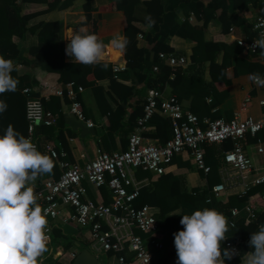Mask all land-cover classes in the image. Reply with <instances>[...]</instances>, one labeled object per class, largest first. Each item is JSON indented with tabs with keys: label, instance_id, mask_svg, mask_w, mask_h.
Masks as SVG:
<instances>
[{
	"label": "crops",
	"instance_id": "1",
	"mask_svg": "<svg viewBox=\"0 0 264 264\" xmlns=\"http://www.w3.org/2000/svg\"><path fill=\"white\" fill-rule=\"evenodd\" d=\"M118 1L119 0H89L90 7L87 12H85L82 7L84 0H71L62 8H53L46 11L43 10L45 7L44 3L34 2L25 4L29 9L39 10L40 12L27 21L26 28L28 30L25 32L22 40L16 37L12 38L14 42L19 44L18 55L20 60L16 58L11 59L16 69L12 72V76L17 79L19 83L16 91L6 92L0 95V100L5 101L8 105L7 110L0 114V116L4 115L7 120L8 118L10 120L5 126H2L0 136L5 133L9 125H12L11 119L15 113L21 112L22 109L24 112L25 96L21 92V89L27 87L30 89V95L40 97L43 107L54 115L55 123L51 125H38L37 131L38 127L43 126V129L40 131V134H37L40 138L52 143L55 151L59 155L62 154V157L59 156V158L81 164L91 159L95 155L96 149L111 151L123 150L125 148L129 133L125 137L122 136V134H124L122 132L113 134L111 137L106 136L104 139L101 136L105 132L104 125L106 123L107 110L113 111L116 107L122 108L124 110L123 123H125L135 106V101L144 100L146 91L149 89V87L145 86L144 81L139 79V75H153L156 71H153L151 67L157 64L152 63L151 66L137 73L135 72L136 70L129 69L125 66L124 53L121 54L115 49L106 50V55L102 62V65H106V67L102 66L100 68H96L97 65L85 66L82 64H75L72 62L73 58L68 57L65 53V48L69 42L67 39L70 38V34L78 32L81 28H87L90 34L94 33L98 35L105 44L114 36L118 34L123 35L125 19L122 10L116 5ZM135 1L136 2H134L131 8V15L133 17L131 24L139 30L134 36L135 45L150 50L152 43H148L142 37V34L150 31L152 27L148 26V21L146 20V7L151 11H154L156 7L160 8L162 11V24L159 26L160 30L167 33L166 44L171 49V52L185 58V65L176 68L185 71L186 74H193L196 68L195 64L190 61L191 49L195 45V42L190 40L186 32L182 29L181 23L183 21L200 28L204 41H212L220 43V45H226L229 43L236 44L234 38L237 37L242 36L246 40L253 38L255 33L249 28L256 16L260 15L264 17V0H257L255 5L248 3L244 11L238 12L239 21L230 25L232 26V31H230V33L227 31L228 28L226 32H222L219 25L213 19L205 21L202 16H195L190 6L181 0ZM200 1L206 4L209 0ZM12 3L16 4V0H12ZM57 3L60 4L61 0ZM216 13L217 11L213 13L214 16ZM243 27H247L249 31L253 33L250 39L244 36ZM240 48L241 51L238 57L246 59L251 64L255 63L261 65L257 55L245 52L242 47ZM116 52L120 54L117 55L115 54ZM151 54L150 52V55ZM222 55L223 49H219L215 53L214 61L217 64L221 62ZM113 56H116V59H113ZM233 59V57H230L228 66L224 69V75L214 82H210L208 62L205 61L203 63L201 68V78L203 82L206 84L211 83L217 92H224L223 97L219 94L215 95V98H221V100L215 104L214 97H204L205 104L209 106L208 115L204 117L230 119L235 111H238L241 118L247 116L258 117L261 112H264V104L260 105L258 103L259 101H263L264 103V85L252 83L249 76L252 72H244L236 76L233 75ZM162 64L165 65L163 62ZM113 65H118L122 68L113 74L111 71ZM256 73L264 77L263 71ZM172 76L173 73H170L168 77L172 78ZM109 79L129 88L133 95L127 97L125 100L116 98L110 90ZM76 80H85L87 82L84 86H81ZM66 82H72L74 86L79 85L82 87L81 92L77 94L76 98L80 103L84 119L92 123L91 127L85 126L83 121H79L67 114V98L54 93L56 89L61 88ZM93 87H99L101 89V93L98 94V102L94 98L92 92ZM160 92L162 97L173 95L171 94L169 86L166 84ZM245 95H247L249 99L245 107L239 109L240 103ZM21 100L23 102H21ZM179 103L184 109L189 110V100L181 99ZM148 127L149 131H153L154 124L150 122ZM119 128L118 131L125 130L124 126H120ZM47 133H49L48 136H46ZM223 145L224 143L221 142L204 147L205 163L209 166L210 170L211 167L214 169V174L213 177L211 176V179L215 182L212 185L221 182L218 169L223 166L221 153L226 150L223 148ZM231 146L227 149H230ZM258 146L262 149L260 152L257 151ZM243 148L252 166L256 169L245 179L247 184L242 186L238 177L233 172H230L229 175L234 183L232 187L226 188L224 193H220L217 196L211 193H209V195L207 194L208 196L211 195L215 201L222 205L232 196L245 195L243 201L222 209L221 213H225L227 220L230 218V208H239L245 203H249L253 207L255 216V214L262 209L259 203L264 204V199L261 198V195H264L263 190L254 189L251 193H247L250 187L253 188L254 186L262 184L251 185L249 181L264 172V129L259 130L254 135L246 133L243 138ZM173 159L174 160L171 161L170 165L162 174L178 176L181 181V188L187 193L196 188L202 191V189L207 186V178L210 170L205 177H203L200 171H196L192 167L187 152H183L173 157ZM53 161L55 166L52 173L39 177L37 179L38 181L45 178H57L59 169L56 160ZM158 176L159 175L140 170H135L131 173V178L135 181H139L140 188L150 187L151 183L156 180ZM84 187L87 197L91 201L109 202L108 192L104 186L94 188L88 184H84ZM191 193L193 194L194 192L192 191ZM151 207L155 209L158 228L159 219L157 215L159 213V208L157 206ZM69 212V207H62L55 218L51 239L48 243V251L44 253L42 257L43 264H71L74 257H70V252H75L77 254L80 250H87V244L89 243L87 229L84 227L78 228L73 223H64L62 221ZM177 213H179L178 208L168 212V215ZM253 218L249 219L247 213L242 210L234 218V224L238 219L249 222ZM165 221V218L160 220V222ZM104 228L106 227L104 226ZM123 230V228H117L115 234L121 236ZM129 230L139 235L143 240L147 238V235L141 233L136 228H130ZM157 231L155 234L156 238L165 245L166 251L168 253L170 252L171 256H168L167 252L150 249L153 252L150 264H169L171 258L176 255L174 235L171 237L169 236L170 241L168 242L165 238V234ZM178 231L180 230H176V232ZM227 242L231 243L232 241L227 239L223 241L221 244L222 249H228L226 246ZM88 252L92 254V252ZM247 252L248 251L240 254L238 249V255L232 257L230 260L225 259V264H239V261L245 259L244 254ZM94 257L96 261L95 264H117L115 259L116 253L110 251L95 255Z\"/></svg>",
	"mask_w": 264,
	"mask_h": 264
},
{
	"label": "built area",
	"instance_id": "2",
	"mask_svg": "<svg viewBox=\"0 0 264 264\" xmlns=\"http://www.w3.org/2000/svg\"><path fill=\"white\" fill-rule=\"evenodd\" d=\"M261 22H264V17L256 16L250 27L255 33L253 38L246 40L241 36L234 38V41L245 52L257 55L258 61L264 66V52L252 47L253 41L264 32V25L256 27ZM227 31H232V26H229ZM157 57L172 70L186 63L184 57L170 52H157ZM121 68L113 65L111 71L114 74ZM151 69L156 71L158 67L152 65ZM81 90V86L66 82L54 93L67 98V114L83 121L85 126L91 127L92 123L84 119L80 103L76 98ZM21 92L25 96V137L31 139L38 151L56 160L59 169L57 178L35 181L34 190L38 193V203L47 212L51 229L48 233L50 239L55 218L62 207L67 206L70 212L62 221L73 223L78 228H86L89 240L87 250L94 256L108 251L116 253L117 264H150L153 256L150 249L162 248V243L155 236L157 231L155 209L146 204L139 206L134 204L140 186L139 181L131 178L133 171H147L160 175L165 172L173 157L187 152L192 167L205 177L210 168L204 160V147L221 143L226 139L232 146L221 153L223 166L218 169L221 182L212 185L209 192L217 196L224 193L226 188L232 187L234 183L229 175L230 172H233L241 185L245 186L247 184L245 179L256 170L245 153L243 138L246 133L254 135L264 129V112L258 117L241 118L238 111H235L230 119L221 117L199 119L194 113L184 109L174 96L162 97L159 90L149 88L144 96L141 114L136 118L135 128L127 136L125 148L111 151L96 149L91 159L80 164L59 158L62 154L59 155L55 151L51 142L36 136L38 125L55 123L54 115L43 107L40 97L30 95L29 88L24 87ZM248 99L249 97L245 95L239 109L245 107ZM258 103L264 104L263 101ZM155 113L166 117L170 123L171 135L163 143L143 135L149 131L148 125ZM261 150L258 146L257 151ZM262 182H264V172L251 179L249 184L258 185ZM84 183L94 188L104 186L108 192L109 202L91 201L87 197ZM261 198L264 199V195H261ZM206 200L208 201L209 198ZM242 210L247 213L249 219L254 217L253 207L249 203L239 208H230L228 219L230 227ZM117 228L124 229L121 236L115 234ZM130 228H136L147 235V238L143 240L139 235L132 233ZM239 242L240 240L226 243L229 250H235L237 253L233 257L238 255ZM75 254L70 252V257L73 258ZM176 261L177 254L171 258L169 264H176ZM242 261H239V264H242Z\"/></svg>",
	"mask_w": 264,
	"mask_h": 264
},
{
	"label": "trees",
	"instance_id": "3",
	"mask_svg": "<svg viewBox=\"0 0 264 264\" xmlns=\"http://www.w3.org/2000/svg\"><path fill=\"white\" fill-rule=\"evenodd\" d=\"M70 1L71 0H61V3L58 4L57 2H59V0H16V4H14L12 3V0H0V54H2L5 59L16 58L20 60L18 55L19 44L14 42L12 38L16 37L22 40L25 32L28 30L26 28L27 21L40 12L39 10L29 9L25 4L34 2L44 3L45 7L43 10L46 11L53 8H62ZM181 1L190 6L195 16H202L205 21L213 19L219 25L222 32H226L231 24L239 21L238 12L244 11L247 8L248 3L253 5L257 3V0H209L206 4H203L200 0ZM134 2L136 1L119 0L116 4L119 6V9L122 10L125 19L123 35H126L130 41L123 55L125 66L129 69L136 70L135 72L139 73L143 69L151 66L152 63L157 64L158 69L153 75H139V79L144 81L145 86L159 91L166 84L169 86L171 94H173L172 96H174L177 101L181 99L189 100L188 109L199 119L208 115L209 106L205 104L204 97L212 96L215 98L216 94L223 97L224 94L223 91L217 92L211 83L206 84L203 82L201 78V68L205 61L208 62L210 82H214L224 75V69L228 66L230 57L234 58L232 69L233 75L235 76L244 72H252L251 74L256 72L260 73L261 71L264 72V66L255 63L251 64L246 59L238 57L241 48L235 43L220 45V43L204 41L200 28L192 26L186 21L181 23V27L186 32L187 37L195 42V45L191 49L190 61L195 64L196 68L193 74H186L185 71L179 68H176L175 70L170 69V67L163 65L157 57L158 51L172 53L171 49L166 44L167 33L160 30L159 27L162 24L161 9L156 7L154 11H151L145 6L147 17H151L152 20L155 21L151 30L142 34V37L148 43H152L150 50H147L146 48L137 47L135 45L134 36L139 30L131 24L133 20L131 8ZM82 7L85 12H87L90 7L89 0H84ZM216 11L217 13L214 16L213 13ZM249 29L243 27V33L247 39H250L253 34ZM219 49H223V55L221 62L217 64L214 61V57ZM150 52L152 53L151 55ZM115 54L119 55L120 53L116 52ZM112 58L116 59V56H113ZM102 66L103 65H97L96 68ZM170 73H173L172 78L168 77ZM86 82L87 81L85 80L77 81L81 86H84ZM109 86L110 90L118 99L125 100L127 97L133 95L129 88L115 83L112 79H109ZM92 92L94 98L98 102V94L101 93V89L99 87H93ZM220 100L221 98H215L214 104ZM21 102L23 101L21 100ZM142 104L143 100L135 101V106L127 117L125 123H123L124 110L122 108L116 107L113 111L108 109L106 123L104 125L105 132L101 135L102 138L104 139L106 136L111 137L113 134H118V132L124 133L122 136L125 137L128 133L132 132L135 128L136 118L141 114ZM5 117L6 116L4 115L0 116V130L2 129V126H5V124L10 121L9 118L7 120ZM150 122L154 124L153 131L150 130L147 133H143V135L155 139L159 143H163L170 137L171 128L169 120L166 117L155 113L151 117ZM11 123L16 131L25 136L26 124L23 109L21 112L15 113L11 119ZM120 126H124L125 130L118 131ZM42 129L43 126L38 127L37 131L36 127L37 137H40L37 133L40 134ZM48 134L49 133H47L46 136H48ZM223 143V148L225 149L231 146L228 139L224 140ZM213 174L214 169L211 167L207 178V186L203 188L202 191H199L197 188L192 189L194 192L193 194L191 193L192 191L187 193L181 188V181L178 176L160 174L156 180L151 183L150 187H141L138 190V196L135 198L134 204L138 206L148 204L159 208V213L157 215L159 219L157 230L165 234V238L169 242L170 237L173 236L176 230H183V226L180 224L182 215H191L194 211L203 210L204 208L216 209L221 213L222 209L225 207L235 205L245 199L244 194L240 196H232L224 205H222L215 201L211 195L208 196L210 193V186L215 182L211 179ZM249 189L250 190L247 191V193H251L254 189L264 191V183L262 182L259 186H254L253 188L250 187ZM207 197H209L210 200L206 202ZM259 204L262 209L255 214L251 221L245 222L238 219L233 227H229V231L226 233L227 240L229 241L233 242L237 239L241 240L238 244L240 254L253 250L249 247V238L253 232L258 231V225L264 223V204ZM177 208L179 209V213L168 215V212ZM223 215L225 216V213H223ZM164 218L166 221L160 222V220ZM159 251L166 253L165 245L162 244V248L159 249ZM167 254L168 256H171L170 252H167Z\"/></svg>",
	"mask_w": 264,
	"mask_h": 264
},
{
	"label": "clouds",
	"instance_id": "4",
	"mask_svg": "<svg viewBox=\"0 0 264 264\" xmlns=\"http://www.w3.org/2000/svg\"><path fill=\"white\" fill-rule=\"evenodd\" d=\"M148 26L155 21L146 17ZM264 25L258 23L257 28ZM65 53L75 64L102 65L106 50L115 49L123 54L129 38L116 35L107 44L87 28L70 34ZM253 48L264 52V32L253 41ZM106 67V65H103ZM13 61L0 54V95L14 92L19 81L12 76ZM250 79L264 85V78L258 73ZM8 105L0 100V114ZM54 161L38 151L31 139L9 125L0 136V264H43L42 257L48 251L51 231L46 210L38 203L35 181L51 174ZM183 230L174 233L177 254L176 264H225L232 259L235 250L222 249L229 231L227 218L216 209L204 208L191 215H182ZM252 251L244 254L242 264H264V223L250 236Z\"/></svg>",
	"mask_w": 264,
	"mask_h": 264
},
{
	"label": "water",
	"instance_id": "5",
	"mask_svg": "<svg viewBox=\"0 0 264 264\" xmlns=\"http://www.w3.org/2000/svg\"><path fill=\"white\" fill-rule=\"evenodd\" d=\"M95 257L87 250H80L72 259L71 264H95Z\"/></svg>",
	"mask_w": 264,
	"mask_h": 264
},
{
	"label": "rangeland",
	"instance_id": "6",
	"mask_svg": "<svg viewBox=\"0 0 264 264\" xmlns=\"http://www.w3.org/2000/svg\"><path fill=\"white\" fill-rule=\"evenodd\" d=\"M84 184H86V183H84Z\"/></svg>",
	"mask_w": 264,
	"mask_h": 264
}]
</instances>
